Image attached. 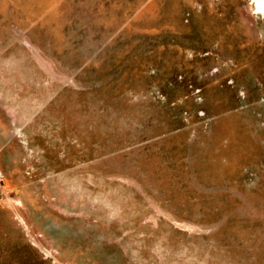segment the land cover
<instances>
[{
	"label": "rangeland",
	"instance_id": "rangeland-1",
	"mask_svg": "<svg viewBox=\"0 0 264 264\" xmlns=\"http://www.w3.org/2000/svg\"><path fill=\"white\" fill-rule=\"evenodd\" d=\"M0 264H264L255 0H0Z\"/></svg>",
	"mask_w": 264,
	"mask_h": 264
},
{
	"label": "bare ground",
	"instance_id": "bare-ground-1",
	"mask_svg": "<svg viewBox=\"0 0 264 264\" xmlns=\"http://www.w3.org/2000/svg\"><path fill=\"white\" fill-rule=\"evenodd\" d=\"M255 3H257V6L260 9L264 10V1H262V0H255Z\"/></svg>",
	"mask_w": 264,
	"mask_h": 264
}]
</instances>
